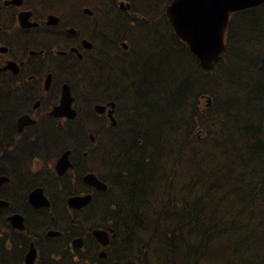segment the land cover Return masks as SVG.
I'll list each match as a JSON object with an SVG mask.
<instances>
[{
  "label": "trees",
  "instance_id": "16d2710c",
  "mask_svg": "<svg viewBox=\"0 0 264 264\" xmlns=\"http://www.w3.org/2000/svg\"><path fill=\"white\" fill-rule=\"evenodd\" d=\"M164 1L147 0V24L157 13L174 34ZM172 37L184 66L164 86L132 89L125 136L102 124L94 143L68 137L60 150L107 183L100 226L121 228L130 242L145 236L178 264H264V5L232 14L212 71ZM233 50L238 65L224 72ZM15 253L4 246L0 264H19Z\"/></svg>",
  "mask_w": 264,
  "mask_h": 264
},
{
  "label": "flooded vegetation",
  "instance_id": "af4514ba",
  "mask_svg": "<svg viewBox=\"0 0 264 264\" xmlns=\"http://www.w3.org/2000/svg\"><path fill=\"white\" fill-rule=\"evenodd\" d=\"M144 1L0 0V201L7 203L0 205V261L5 246L19 264H27L31 251L33 264H178L158 257L156 243L130 242L119 227H99L100 210L111 201L84 182L96 173H79L73 150L59 146L74 136L94 141L81 123L94 116L107 120L109 133L125 136L132 89L145 84L140 75L153 65ZM67 86L75 118L52 114ZM95 97L115 103L116 126L111 107L95 112ZM66 151L72 167L59 176L56 164ZM37 187L50 206L31 204ZM86 195L88 205L70 206V198ZM98 229L110 236L105 247L94 236Z\"/></svg>",
  "mask_w": 264,
  "mask_h": 264
},
{
  "label": "water",
  "instance_id": "95a60500",
  "mask_svg": "<svg viewBox=\"0 0 264 264\" xmlns=\"http://www.w3.org/2000/svg\"><path fill=\"white\" fill-rule=\"evenodd\" d=\"M261 5H264V0H173L167 8V16L175 33L188 45L191 52L198 59L200 66L205 70H212L224 54L230 16ZM66 89L67 92H64L62 103L55 108L52 114L56 117L67 116L75 118L76 111L72 108V99L68 93V86ZM108 106L114 108L115 104L109 103ZM108 106L97 105L95 109L101 114L107 110ZM109 116L112 120V125H116L112 110ZM92 139L94 140L93 136ZM69 155L70 152H66L58 160L56 171L59 175L65 174L72 167ZM84 182L99 191L105 192L108 190L106 183L101 181L96 174H87L84 177ZM1 183H3V180H1ZM30 202L35 207L49 206V201L46 199L42 188H38L30 194ZM90 202L91 195L69 199L70 206L76 209H81ZM0 204L7 205V203L2 201H0ZM16 217L10 218L14 226H16ZM20 228L24 229V226L22 225ZM50 235L56 236L58 233L50 232ZM94 236L103 246L109 244L107 231L95 230ZM100 256L106 257V253L102 252ZM27 258V264H33L35 259L34 251H31Z\"/></svg>",
  "mask_w": 264,
  "mask_h": 264
},
{
  "label": "rangeland",
  "instance_id": "374dc122",
  "mask_svg": "<svg viewBox=\"0 0 264 264\" xmlns=\"http://www.w3.org/2000/svg\"><path fill=\"white\" fill-rule=\"evenodd\" d=\"M166 1L164 3H160V6L162 9H164L165 13V7H166ZM145 4V16L147 13V0L144 1ZM150 7H153V5H148ZM142 9V8H141ZM155 21L158 22L160 20L159 15L156 13L154 14ZM158 25V23H156ZM163 20L161 21V24L154 27H147L146 28V34L153 39L146 42V48L147 50H150V47L152 48L153 45H155V50L153 53V60H152V67L147 68V71L140 75L141 79L146 82V85L154 86L155 84L157 86H164L165 84V75L166 77H171L178 73L179 66H184V61L179 60V52L177 51V46L174 49V53L171 52V45H173V38L172 35ZM167 36V37H166ZM178 52V53H175ZM239 52L236 50H233L231 56L229 57L226 66L224 68V72L226 70H229L234 65H238L239 61ZM185 61H188V57L184 58ZM190 62V61H189ZM236 74V73H235ZM89 78V77H88ZM105 80V79H104ZM171 83V82H170ZM150 86V87H151ZM206 102L203 101V103ZM144 112V111H143ZM87 124L88 130L93 131L95 129L94 125L100 124V121L93 120V121H84ZM83 123V121H82ZM92 125V126H91ZM192 260H188L186 262H191ZM185 262V263H186Z\"/></svg>",
  "mask_w": 264,
  "mask_h": 264
}]
</instances>
